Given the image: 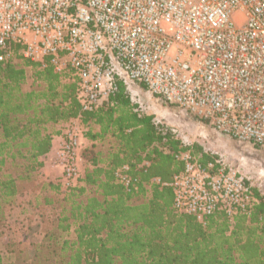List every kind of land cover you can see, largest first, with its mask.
Wrapping results in <instances>:
<instances>
[{"label": "built area", "instance_id": "1", "mask_svg": "<svg viewBox=\"0 0 264 264\" xmlns=\"http://www.w3.org/2000/svg\"><path fill=\"white\" fill-rule=\"evenodd\" d=\"M19 55L76 84L83 111L114 96L121 82L141 107L133 86L208 122L237 143L264 148V0H229L214 12L190 9L189 0H0V62ZM175 136L182 163L168 186L173 209L203 222L220 212L232 225L257 199L249 178L224 151L197 150L180 128L154 118ZM83 131L77 119L62 126L50 154L61 191L84 172ZM128 166L114 175L126 188Z\"/></svg>", "mask_w": 264, "mask_h": 264}, {"label": "trees", "instance_id": "2", "mask_svg": "<svg viewBox=\"0 0 264 264\" xmlns=\"http://www.w3.org/2000/svg\"><path fill=\"white\" fill-rule=\"evenodd\" d=\"M154 118L130 101L127 83L83 111L71 79L19 55L0 62V205L30 182L59 196L31 264H264V201L232 225L220 212L199 222L174 211L172 191L160 182L182 168L174 157L182 148ZM73 119L87 143L85 167L76 186L61 191L43 175V157L62 134L57 126ZM123 165L127 188L114 175ZM0 264L17 263L0 253Z\"/></svg>", "mask_w": 264, "mask_h": 264}, {"label": "rangeland", "instance_id": "3", "mask_svg": "<svg viewBox=\"0 0 264 264\" xmlns=\"http://www.w3.org/2000/svg\"><path fill=\"white\" fill-rule=\"evenodd\" d=\"M189 2L190 9L201 12H214L219 7H229V0H189ZM133 88L140 94L143 110L183 130L189 135L197 150L207 144L220 151L225 149L229 162L234 161L236 155H241L237 164L238 169L249 178L257 199L264 201V148L232 141L216 132L207 121L157 99L143 86L138 85ZM86 144L83 143L82 148ZM45 198L52 200V203L45 204ZM58 198V195L50 191L48 185L44 186L42 182H30L21 195L0 205L2 207L0 253L5 262L31 264L35 247L43 241L44 232L52 227Z\"/></svg>", "mask_w": 264, "mask_h": 264}, {"label": "crops", "instance_id": "4", "mask_svg": "<svg viewBox=\"0 0 264 264\" xmlns=\"http://www.w3.org/2000/svg\"><path fill=\"white\" fill-rule=\"evenodd\" d=\"M63 125H58L57 127H61L62 128ZM62 140V134L56 136L53 139V143H52V147L51 150L49 151V153H47L44 157H43V161H44V166L42 168V173L45 176V178H47L48 181L51 182H55L59 176V170L58 168L51 162V159L49 158L50 154L52 153V151L55 149V147L59 144V142ZM84 140H82V144H86L85 142H83ZM225 151V149H224ZM227 155V154H226ZM240 158V155H236V157L234 158V161H232L231 163L234 164L236 163V161ZM226 159H228V156H226ZM230 160V159H229Z\"/></svg>", "mask_w": 264, "mask_h": 264}]
</instances>
